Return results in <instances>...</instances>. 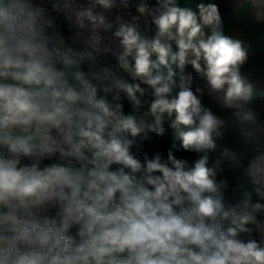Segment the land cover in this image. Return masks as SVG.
<instances>
[{
  "label": "clouds",
  "instance_id": "1",
  "mask_svg": "<svg viewBox=\"0 0 264 264\" xmlns=\"http://www.w3.org/2000/svg\"><path fill=\"white\" fill-rule=\"evenodd\" d=\"M248 2L264 17V0ZM97 6L117 5L91 0L68 18L73 43L92 49L80 52L47 33L52 21L42 7L0 0V264H264V246L240 238L250 225L264 233L257 219L264 204L247 194L239 204L225 202L222 160L210 165L209 153L228 121L185 71L190 65L209 97L231 110L255 153L245 176L264 199V128L248 106L264 93L241 74L249 48L225 35L212 3L193 10L177 0L154 7L140 0L139 15L127 21L94 13ZM141 17L150 18L154 35L145 34ZM114 24L121 51L108 67L97 60L110 51L100 47L99 30ZM121 93L133 112L146 105L153 123L125 114ZM165 120L173 143L166 155H149L145 130L163 135ZM180 151L199 155L189 163ZM221 157L233 166L244 158L228 148Z\"/></svg>",
  "mask_w": 264,
  "mask_h": 264
},
{
  "label": "crops",
  "instance_id": "2",
  "mask_svg": "<svg viewBox=\"0 0 264 264\" xmlns=\"http://www.w3.org/2000/svg\"><path fill=\"white\" fill-rule=\"evenodd\" d=\"M177 3L181 7H192L196 10V6L199 3H212L218 7L221 19L223 21V29L225 35L231 36L236 39H240L249 48L247 63L242 67L241 74L248 77L249 81L253 83L254 90L257 93H264V17L257 19L256 9L252 6L248 0H177ZM155 27L150 25V34L154 35ZM68 40L67 47H72L76 51H87L85 43L77 42L73 43L72 39L68 35L63 36ZM99 64L105 65L98 61ZM117 63V62H116ZM116 65V64H115ZM106 66V65H105ZM114 67V66H110ZM82 68L87 71L88 64L82 65ZM116 75L133 82L131 78L122 70H116ZM95 83V81H93ZM107 83V81H105ZM197 87L203 89L202 85ZM196 87V88H197ZM195 88V89H196ZM194 89V91H195ZM113 94L108 95V99L111 100ZM124 104L125 114L134 115L139 122L141 119L146 123H153L152 117H144L143 113L147 111L145 105L139 112H133L130 103L126 99H122ZM207 106L211 107L213 112L228 121L226 126L221 130L224 135L222 138L217 139V148L215 151L209 153V163L213 164L217 160H222L221 169L218 172L217 180L227 181V187L223 190L226 203L232 205L239 204L246 196H250L253 203L259 202L264 204V199H261L257 195L256 187L252 184L251 180L245 176V169L250 162L251 145L246 144L240 137L239 126L235 123L234 118L231 117V110L221 109L219 105H214L209 102L203 101ZM257 114V123L264 128V95H255L248 105ZM170 122L165 120L164 135L169 139L168 145H166L164 153L166 155L168 148L173 143V130L169 126ZM178 143V142H177ZM224 148H228L233 151L237 158L243 155V159L240 160L239 166H233L227 158L221 157V152ZM175 155L178 158H185L191 163L198 158L197 153L192 152H176ZM257 219L264 221V212L257 213ZM229 222L225 221L223 227H228ZM253 227L251 234H241V239L245 241L248 239H255L264 246V233L257 232Z\"/></svg>",
  "mask_w": 264,
  "mask_h": 264
},
{
  "label": "built area",
  "instance_id": "3",
  "mask_svg": "<svg viewBox=\"0 0 264 264\" xmlns=\"http://www.w3.org/2000/svg\"><path fill=\"white\" fill-rule=\"evenodd\" d=\"M34 6H40L44 9L45 19L51 20L52 25L46 29L49 34L59 33L61 36L68 35L73 37L76 28L72 21L68 18L71 17L74 20V11L83 10L88 7L91 3V0H70L71 8H65L64 0H31ZM158 0H146V3L150 7L157 5ZM140 3V0H127L128 7L124 8L121 0H116V7L110 11H106L103 8L97 6L94 9V13L103 12L109 20H114L117 15L122 16L126 21L130 20L132 16L139 15L136 13L135 9ZM58 5V7H54ZM146 20H150L149 17H141L139 23L141 28L145 31V34H150V24H146ZM87 23V22H86ZM61 28V31H60ZM116 25L114 24L113 28L105 31L104 29L99 30V36L101 37L100 47H108L110 51L108 53H101L97 56V60L104 63L106 66H115L117 62V54L121 51L120 42L114 36V31ZM90 31V29H89ZM87 51H91V47L88 44H85ZM122 99H124V94L121 93ZM261 150H264V141H262ZM255 155L254 152H250V160Z\"/></svg>",
  "mask_w": 264,
  "mask_h": 264
},
{
  "label": "trees",
  "instance_id": "4",
  "mask_svg": "<svg viewBox=\"0 0 264 264\" xmlns=\"http://www.w3.org/2000/svg\"><path fill=\"white\" fill-rule=\"evenodd\" d=\"M186 73L191 74L192 76V84L191 87L194 90L198 85H202L203 89L205 90L203 101L212 103L214 105H219L217 101L211 99L207 93V82L206 79L202 78L198 75L191 66H187L185 69ZM148 135V139L144 141V149L151 155L153 152H163L166 145L169 143V139L163 135H157L155 132L145 130Z\"/></svg>",
  "mask_w": 264,
  "mask_h": 264
},
{
  "label": "rangeland",
  "instance_id": "5",
  "mask_svg": "<svg viewBox=\"0 0 264 264\" xmlns=\"http://www.w3.org/2000/svg\"><path fill=\"white\" fill-rule=\"evenodd\" d=\"M60 31H61V28H60ZM65 40V46H67L68 45V40L69 39H64Z\"/></svg>",
  "mask_w": 264,
  "mask_h": 264
}]
</instances>
